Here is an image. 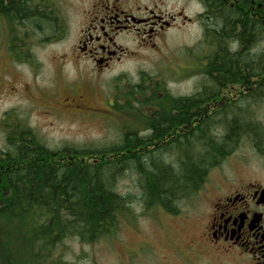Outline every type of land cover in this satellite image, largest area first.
Returning <instances> with one entry per match:
<instances>
[{"label":"trees","instance_id":"1","mask_svg":"<svg viewBox=\"0 0 264 264\" xmlns=\"http://www.w3.org/2000/svg\"><path fill=\"white\" fill-rule=\"evenodd\" d=\"M26 4L13 1L8 6L22 13ZM44 7L31 11L35 30L56 21L52 15L47 18ZM202 58L204 63L198 64L204 77L192 96H170L162 79L147 74L124 87L128 109L132 102L153 112L141 116L143 131L127 126L119 142L52 149L31 131L19 127L12 132L0 150V245L18 239L20 254L39 260L48 259L65 240L107 239L133 203L115 189L125 173L134 175L144 209L174 212L242 140L264 154V127L253 115L264 99V52H207ZM237 86L241 95L224 100V92ZM212 100L217 107L204 111L202 105ZM191 124L195 127L190 131L172 130Z\"/></svg>","mask_w":264,"mask_h":264},{"label":"rangeland","instance_id":"2","mask_svg":"<svg viewBox=\"0 0 264 264\" xmlns=\"http://www.w3.org/2000/svg\"><path fill=\"white\" fill-rule=\"evenodd\" d=\"M141 2L148 5L149 0ZM162 3L169 12L183 4L182 0H162ZM33 4L46 6L49 17L52 15L56 21L51 23L52 27L49 26L50 38L47 41L43 42L44 36L48 37L47 31L44 34L42 29H37L34 48L19 53V56L30 55V64L27 60L20 63L18 58L9 63L7 55L0 50V118L7 114L5 121L11 124L10 117L14 115L12 124L18 123V128L31 131L47 147L110 145L121 140L122 130L127 126L143 131L145 121L142 119L141 122L140 118L153 110L148 112L145 105L137 109L138 104L132 102L128 109L125 106L127 99L122 95L126 85L141 81L142 74L153 80L162 79L166 92L173 97L189 96L200 88L204 77L200 64L204 63L202 57L207 50L205 40L188 24L164 31L154 47H140L131 39L124 40L128 49L126 56L100 71L79 58L74 50L79 35V14L88 0H33ZM183 11L185 14L191 12L189 7H184ZM63 19L69 27L67 34L61 36L57 23H63ZM25 87L30 96L25 97ZM82 93L94 97L86 112L66 111L58 105L60 97ZM240 93L238 86L232 87L224 92L223 99L232 102ZM253 115L256 122L264 127V99L254 107ZM12 128L4 132L6 129L0 125V150L6 148V141L17 130ZM220 175H239L264 181V154L247 140H242L221 164L209 170L205 185L218 180ZM115 189L120 194L131 196L133 203L130 213L120 218L111 237L95 243L65 240L55 246L48 259L39 260L20 254L22 247L20 240L16 239L0 245V264H119L121 255L114 250L119 243H135L144 237L155 242L160 236L157 223L161 219L160 210L147 211L142 207L134 175L125 173L118 179ZM185 204L194 210L202 203L195 195ZM190 226L189 223L184 228L188 230Z\"/></svg>","mask_w":264,"mask_h":264},{"label":"flooded vegetation","instance_id":"3","mask_svg":"<svg viewBox=\"0 0 264 264\" xmlns=\"http://www.w3.org/2000/svg\"><path fill=\"white\" fill-rule=\"evenodd\" d=\"M13 1L24 0H0V50L9 63H14V58L21 63L25 59L19 53L29 52L35 46L31 13L34 4L33 0H25V11L19 13L8 6ZM182 2L181 8L169 12L162 0H149L148 5L141 0H88L79 14L74 50L79 58L102 71L126 56L124 40L131 39L140 47H154L164 31L188 24L205 40L207 52H264V0ZM184 7L191 12L185 14ZM57 24L59 35H66L69 24L64 19ZM45 31L48 37L44 36L43 42L50 38L49 26L43 27L44 34ZM27 56L30 64L32 57ZM25 91V97L30 96L27 87ZM93 101V96L82 93L62 96L58 105L66 111L86 112ZM202 106L208 111L217 103L212 100ZM6 115L0 118L4 132L18 128V123L12 124L14 115L11 114V124L5 121ZM194 127L173 126L172 130L190 131ZM162 139L167 142V137ZM195 195L202 204L194 210L191 205H184L186 200L174 212L157 207L160 236L155 242L144 237L135 243H119L114 248L121 255L119 264H264V181L220 175L207 186L204 182Z\"/></svg>","mask_w":264,"mask_h":264}]
</instances>
